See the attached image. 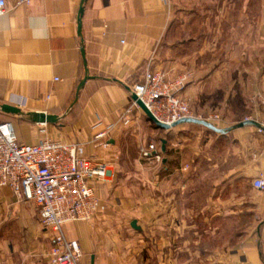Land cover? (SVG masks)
Wrapping results in <instances>:
<instances>
[{
    "label": "crops",
    "instance_id": "0c3cea01",
    "mask_svg": "<svg viewBox=\"0 0 264 264\" xmlns=\"http://www.w3.org/2000/svg\"><path fill=\"white\" fill-rule=\"evenodd\" d=\"M82 2L7 0L0 15V104L64 113L85 76V48L90 78L61 123L36 124L0 110L22 143L78 142L108 163L111 173L94 184L95 218L64 226L81 246L80 264H264V189L253 184L264 180V134L239 127L243 120L232 115L238 102L246 107L264 93V0H87L80 35ZM197 25L214 30L183 35ZM201 41L209 43L194 47ZM190 48L196 74L180 95L193 105L229 90L217 126L231 130L191 122L167 130L142 108L121 123L130 89L148 67L172 77L192 71L185 68ZM206 51H223L224 72L235 69L239 77L221 80L222 66L197 67ZM110 124L115 128L96 138ZM150 143L158 145L160 162L142 156ZM52 243L37 205L0 187V264H51Z\"/></svg>",
    "mask_w": 264,
    "mask_h": 264
},
{
    "label": "built area",
    "instance_id": "2783aa9c",
    "mask_svg": "<svg viewBox=\"0 0 264 264\" xmlns=\"http://www.w3.org/2000/svg\"><path fill=\"white\" fill-rule=\"evenodd\" d=\"M31 3L33 0H20ZM7 0H0V15L7 11ZM189 82L188 74L172 77L167 70H146L143 82L135 83V94L152 112L155 118L166 124L184 118L205 119L216 125L224 117L215 114L203 117L195 113L180 95ZM261 112L254 119L260 126L256 131L264 134V93L257 95ZM133 109H141L131 97V105L121 115L120 122H131ZM115 124L107 126L96 138H104ZM107 145V144H105ZM142 156L160 162L162 156L156 143L141 148ZM111 173L108 163L94 155H86L80 143H68L60 139L44 138L36 144L18 140L14 122L0 121V187H10L19 198L32 200L39 209L42 224L52 232L50 248L51 264H80L82 250L77 240L66 237L64 226L74 221H92L99 208L100 199L95 191V182ZM256 188L264 189V180L258 177L253 182Z\"/></svg>",
    "mask_w": 264,
    "mask_h": 264
},
{
    "label": "rangeland",
    "instance_id": "374dc122",
    "mask_svg": "<svg viewBox=\"0 0 264 264\" xmlns=\"http://www.w3.org/2000/svg\"><path fill=\"white\" fill-rule=\"evenodd\" d=\"M210 27V28H209ZM192 28V27H191ZM185 30V33L183 32V35L185 37H187L188 35H192V34H203L205 35V37H208L209 36V33H210V29H213L214 30V26H208V25H197L196 26V29L193 30ZM178 37L182 36V34H178L177 35ZM176 36V37H177ZM175 43H180L179 42H175ZM209 41H201L200 43L198 42V44H196L194 47H196L197 49L199 48V44L201 45V48L204 47V45L208 44ZM207 48V47H206ZM197 49H195L194 51H196ZM207 50V49H206ZM190 54V56L186 57V62H185V68H189V66L191 65L192 61L194 60L193 59V53H192V48H190V51L188 52ZM228 60V58L226 56H224V52L223 51H217V55H211L209 51H206V53L203 55V56H200L199 58L196 59V64H197V67H198V63L200 65H205V69H208V67H212L214 68L215 66L217 67L216 70H219V68L222 66V70L223 72L219 73L217 76L219 78L217 79H221V80H230V79H235L237 76L239 77V74H237V71L235 69H230L227 71V73L224 72V68H223V65L224 63ZM235 64H239L240 65V62L237 63V61L234 60L233 62V65ZM232 65V67H233ZM195 66V65H194ZM209 67V68H210ZM192 70V69H190ZM215 71V69H213ZM193 71V72H192ZM192 71H187V72H184L185 74H188L189 75V79L192 80L195 76V72L194 70ZM184 73H181V74H184ZM179 74V75H181ZM228 91L229 90H225L224 88H220V89H217L214 93V96H211V97H208L207 95L205 96V98L203 100H201V102H197V104H193L191 105L187 100V102L189 103L191 109L203 116V117H209V116H213L215 114H220L222 115L223 117H225V115L227 114L228 112V106H226L228 103H229V99L227 98V94H228ZM227 93V94H226ZM255 98L252 97V98H249L248 100V105L245 107L244 105H240V103L238 102L237 103V106L235 108V111L233 112V116L235 117L233 119V121H236V120H245L246 118H254L259 116L260 115V112H261V106H260V103L257 101V104L255 102ZM255 107L258 109V113L255 112ZM153 124H155L153 122ZM57 139V138H55Z\"/></svg>",
    "mask_w": 264,
    "mask_h": 264
},
{
    "label": "water",
    "instance_id": "95a60500",
    "mask_svg": "<svg viewBox=\"0 0 264 264\" xmlns=\"http://www.w3.org/2000/svg\"><path fill=\"white\" fill-rule=\"evenodd\" d=\"M86 1L87 0H83L81 8L79 10V17H78L79 27H78V30H79L80 35H82V17L84 14V3ZM82 56H83L84 66H85V76L81 80V82L79 83V85L77 87L74 100L71 102L69 108L64 113H62V114H50L47 112H38V111L26 112L20 106L14 105L11 103L0 104V110L2 112L8 113V114L18 115V116L25 118V119L33 122V123H36V124H59V123H61V121L68 115V113L76 105L81 90L84 88L86 81L90 78L84 46H82ZM132 98L137 101L139 106L145 112L148 119L150 121L154 122L158 127L163 128V129L169 130V129H171V128H173V127H175L181 123L191 122V123L203 125L209 129L213 130V131L220 132V133H225V132L231 130V128H226V129L225 128H219L218 126L212 124L211 122H209L205 119H199V118H184V119H181V120L174 122L171 125L166 124V123H163V122L157 120L155 118V116L152 114V112L149 110V108L140 99H138V97L135 94L132 95ZM244 125L260 126L259 122H257L254 119H245L238 124L239 127L244 126ZM166 148H167V140L162 139V150L165 152ZM132 225L136 226V221H133Z\"/></svg>",
    "mask_w": 264,
    "mask_h": 264
}]
</instances>
